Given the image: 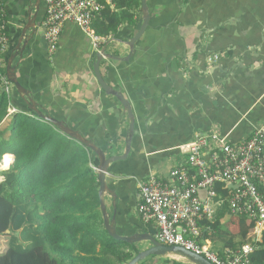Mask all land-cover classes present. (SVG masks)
I'll return each mask as SVG.
<instances>
[{"label": "crops", "instance_id": "crops-1", "mask_svg": "<svg viewBox=\"0 0 264 264\" xmlns=\"http://www.w3.org/2000/svg\"><path fill=\"white\" fill-rule=\"evenodd\" d=\"M2 1L10 37L7 73L38 0ZM148 5L150 23L133 50L127 43L143 24L142 11L136 24L122 26L100 52L76 24L67 22L56 52L50 54L41 1L36 30L27 31L23 56L14 60L18 80L42 111L65 121L110 157L126 152L130 120L119 99L106 93L96 78L94 65L105 49L100 72L128 99L136 119L128 158L110 164L107 176L119 195L117 230L128 232L123 235L150 233L153 224L143 223L137 211L139 184L152 175L167 179L186 158L181 145L198 133L238 142L264 122V0H148ZM191 27L197 28L186 30ZM214 55L218 60L209 62ZM10 106L34 113L14 84ZM5 155L13 157V164L15 156ZM105 201L112 215V196ZM224 209L223 223L236 232L239 217L227 203L216 207V216Z\"/></svg>", "mask_w": 264, "mask_h": 264}, {"label": "trees", "instance_id": "trees-1", "mask_svg": "<svg viewBox=\"0 0 264 264\" xmlns=\"http://www.w3.org/2000/svg\"><path fill=\"white\" fill-rule=\"evenodd\" d=\"M112 2L114 7L105 5L94 21L97 33L109 38L117 36L125 24H136L135 16L142 11V0ZM3 73L7 74L6 60ZM9 106L10 99L2 91L0 161L7 153L15 161L0 173L4 177L0 181V238H6L0 247V264H128L146 249L143 243H127L108 233L100 180L93 169L99 163L95 152L35 113L17 108L8 114ZM225 210L201 222L205 239L220 254L252 244V264H264V232L261 240L254 241V222L247 216H238L239 229L233 231L223 223ZM149 231L156 236L154 225ZM157 258L159 264H183L157 255L147 260L157 264Z\"/></svg>", "mask_w": 264, "mask_h": 264}, {"label": "built area", "instance_id": "built-area-1", "mask_svg": "<svg viewBox=\"0 0 264 264\" xmlns=\"http://www.w3.org/2000/svg\"><path fill=\"white\" fill-rule=\"evenodd\" d=\"M45 5L43 34L50 54L58 48L63 26L76 24L100 52L109 37L97 33L95 19L112 0H42ZM10 37L5 21V7L0 0V82L11 99L13 83L3 73ZM214 55L209 62L218 60ZM15 106L8 114L17 112ZM186 156L163 179L150 176L139 184L137 211L141 221L153 224L156 239L166 246H178L203 256L212 264H252L255 246L246 244L224 254L213 249L205 239L201 222L214 219L216 207L227 203L233 215L247 216L254 222L253 240L264 232V122L238 142L217 133H198L179 147ZM2 162V160L0 161ZM97 171V167L93 166ZM5 169H0V173ZM4 179L0 175V181ZM220 191H226L223 196Z\"/></svg>", "mask_w": 264, "mask_h": 264}, {"label": "water", "instance_id": "water-1", "mask_svg": "<svg viewBox=\"0 0 264 264\" xmlns=\"http://www.w3.org/2000/svg\"><path fill=\"white\" fill-rule=\"evenodd\" d=\"M42 0L37 1V12L40 8ZM35 13L34 16L30 17L28 20V23L24 26L22 30V35L19 39V43L17 44V47L14 50L13 55L10 57L7 65V74L10 81L14 84L16 90L20 93L22 98L25 100L28 106H30V109L35 113V115L38 118H41L44 121H47L54 126L58 127L63 133L67 134L71 138L79 141L80 143L86 145L87 148L93 150L95 154L97 155L99 159L98 167H97V173L100 180V201H101V209L104 216V224L105 227L110 234L111 237L117 240L125 241L127 243L135 244V243H143V242H149L150 246L147 247L144 250H141L137 253V255L128 263V264H139L141 261L145 260L147 257L151 255H157V256H165V255H171L174 254L176 256H181L187 260H189L193 264H212L204 257L197 255L191 251H188L182 247L178 246H166L159 242L156 237H154L152 234L148 232H136L131 235H122L117 230V211H118V193L115 189L110 187L107 176L109 174V167L110 164L126 160L131 152V144L133 142L134 132H135V115L133 113L132 106L128 99L126 97L110 87L107 82L104 80L101 72H100V63L102 60V54L105 53V49L102 50L101 53L98 54L97 62L94 65L95 75L98 80V82L101 84L104 91L108 94L116 96L119 101L122 103L124 108H126L130 120V127H129V139L126 145V152L122 155H113L110 157H107V154L105 150H103L101 147H99L94 141L84 137L78 130L73 129L70 127L65 121L59 120L51 115H47L42 111V109L39 107L37 102L33 99L31 96L30 91L25 89L23 85L20 83L16 76V66L14 65V60L17 56L22 57L24 48L26 47V44L28 42L27 37V31L31 30L32 34H34L36 30V19L37 14ZM142 13H143V24L139 30V32L131 39L130 42H128V46L131 48V50L134 49L136 42L144 35L146 29L149 26L151 15L148 5V0H142ZM24 43V44H23ZM23 44V45H22ZM106 54V53H105ZM113 58H116L113 56ZM107 195H111L113 198V209L114 213L111 215L107 204L105 201V197ZM8 232H10L8 230Z\"/></svg>", "mask_w": 264, "mask_h": 264}, {"label": "rangeland", "instance_id": "rangeland-1", "mask_svg": "<svg viewBox=\"0 0 264 264\" xmlns=\"http://www.w3.org/2000/svg\"><path fill=\"white\" fill-rule=\"evenodd\" d=\"M1 163V162H0ZM0 169H4L3 167H1ZM118 232L120 233V234H124V233H128V232H125V230H123V229H118ZM4 241H6V238L5 237H2V238H0V247H2V245H3V243H6V242H4ZM1 249V248H0ZM171 256L173 257V259H178V261H180L181 263H183V264H193V263H191L189 260H187V259H185V258H183V257H181V256H176V255H174V254H171ZM149 257H151V256H149ZM149 257H147L145 260H143L144 262H147V261H149V260H147ZM203 257V256H202ZM142 262V261H141ZM155 263V260H151V261H149L148 263H145V264H154ZM157 264H159V261H158V258H157Z\"/></svg>", "mask_w": 264, "mask_h": 264}, {"label": "bare ground", "instance_id": "bare-ground-1", "mask_svg": "<svg viewBox=\"0 0 264 264\" xmlns=\"http://www.w3.org/2000/svg\"><path fill=\"white\" fill-rule=\"evenodd\" d=\"M12 159L13 157L11 155L5 156L2 162L0 163V168L3 167L4 169H7L12 163Z\"/></svg>", "mask_w": 264, "mask_h": 264}]
</instances>
